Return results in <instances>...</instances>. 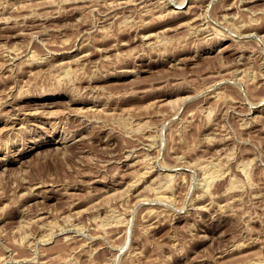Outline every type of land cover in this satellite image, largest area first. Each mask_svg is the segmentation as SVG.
Wrapping results in <instances>:
<instances>
[{
  "label": "rangeland",
  "instance_id": "obj_1",
  "mask_svg": "<svg viewBox=\"0 0 264 264\" xmlns=\"http://www.w3.org/2000/svg\"><path fill=\"white\" fill-rule=\"evenodd\" d=\"M0 264H264V0H0Z\"/></svg>",
  "mask_w": 264,
  "mask_h": 264
},
{
  "label": "bare ground",
  "instance_id": "obj_2",
  "mask_svg": "<svg viewBox=\"0 0 264 264\" xmlns=\"http://www.w3.org/2000/svg\"><path fill=\"white\" fill-rule=\"evenodd\" d=\"M181 4V3H180ZM209 31V30H208ZM36 111V110H35ZM13 112V111H12ZM18 115V114H17ZM25 115V114H24ZM22 121V120H21ZM17 122V121H16ZM22 124V123H21ZM9 127V126H8ZM64 138V137H63ZM67 139V138H66ZM201 165V164H200ZM203 165V164H202ZM206 164H204V166H205ZM203 166V167H204ZM201 167V166H200ZM207 167V166H206ZM208 167H209V165H208ZM151 168V167H150ZM148 170V169H147ZM210 170V169H209ZM151 171V170H150ZM207 171V170H206ZM148 172V171H147ZM147 174V173H146ZM210 174H212V173H210ZM171 175V174H170ZM169 174H168V179H171V177H172V175H171V177L169 178V176H170ZM209 176V175H208ZM211 176V175H210ZM166 177H167V175H166ZM165 177V178H166ZM165 180H167V178L165 179ZM172 180H173V178H172ZM133 181V180H132ZM135 181V180H134ZM137 182H138V180H136ZM169 181V180H168ZM137 182H136V184H137ZM140 182V181H139ZM162 183H163V181H162ZM168 183V182H167ZM170 183V182H169ZM118 184V183H117ZM129 184H131V183H129ZM160 184V183H159ZM132 185H133V183H132ZM138 185V184H137ZM163 185V184H162ZM169 185V184H168ZM157 187H160L159 185L157 186ZM164 190V189H163ZM169 191V190H168ZM154 192H156L155 190H154ZM158 192H159V190H158ZM140 193V192H139ZM163 193V192H162ZM39 195V194H38ZM163 195V194H162ZM161 195V196H162ZM142 196V195H141ZM167 196V195H166ZM158 197H160V196H158ZM162 197H164V196H162ZM142 198H144V196L142 197Z\"/></svg>",
  "mask_w": 264,
  "mask_h": 264
}]
</instances>
